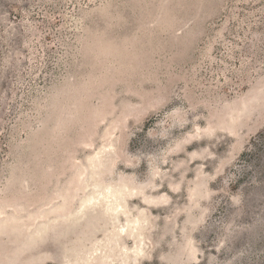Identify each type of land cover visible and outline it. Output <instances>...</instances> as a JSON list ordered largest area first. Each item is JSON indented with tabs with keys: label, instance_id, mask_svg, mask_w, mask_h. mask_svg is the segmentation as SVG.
Returning <instances> with one entry per match:
<instances>
[{
	"label": "rangeland",
	"instance_id": "374dc122",
	"mask_svg": "<svg viewBox=\"0 0 264 264\" xmlns=\"http://www.w3.org/2000/svg\"><path fill=\"white\" fill-rule=\"evenodd\" d=\"M0 264H264V0H0Z\"/></svg>",
	"mask_w": 264,
	"mask_h": 264
}]
</instances>
